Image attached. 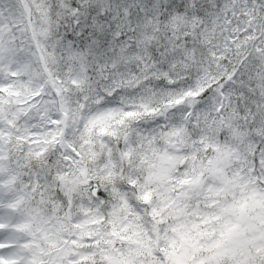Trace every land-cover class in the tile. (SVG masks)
I'll list each match as a JSON object with an SVG mask.
<instances>
[{"label":"snow or ice","instance_id":"snow-or-ice-1","mask_svg":"<svg viewBox=\"0 0 264 264\" xmlns=\"http://www.w3.org/2000/svg\"><path fill=\"white\" fill-rule=\"evenodd\" d=\"M0 264H264V0H0Z\"/></svg>","mask_w":264,"mask_h":264}]
</instances>
